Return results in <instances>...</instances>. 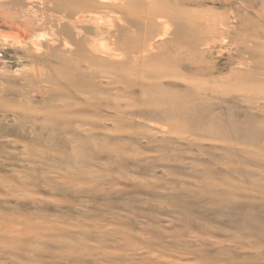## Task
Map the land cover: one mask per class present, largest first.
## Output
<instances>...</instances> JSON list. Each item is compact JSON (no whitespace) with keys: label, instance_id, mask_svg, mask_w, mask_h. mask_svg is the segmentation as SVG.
<instances>
[{"label":"rangeland","instance_id":"rangeland-1","mask_svg":"<svg viewBox=\"0 0 264 264\" xmlns=\"http://www.w3.org/2000/svg\"><path fill=\"white\" fill-rule=\"evenodd\" d=\"M0 264H264V0H0Z\"/></svg>","mask_w":264,"mask_h":264},{"label":"bare ground","instance_id":"bare-ground-1","mask_svg":"<svg viewBox=\"0 0 264 264\" xmlns=\"http://www.w3.org/2000/svg\"><path fill=\"white\" fill-rule=\"evenodd\" d=\"M28 8H29V7H28ZM80 15H81V14H80ZM80 15L77 16L76 21L78 20V17H80ZM93 16H94V15H93ZM98 17H99V16H98ZM94 18H95V16H94ZM80 19H81V18H80ZM98 19H99L100 21H104V16L100 15V17L97 18V21H98ZM95 20H96V19H95ZM80 21H82V20H80ZM78 22H79V21H78ZM104 22H105V21H104ZM95 23H96V21H95ZM99 23H100V22H99ZM11 26H12V25H11ZM100 26H101V25H100ZM166 26L169 27L168 25H166ZM169 28H170V27H169ZM167 29H168V28H167ZM51 30H52V29H51ZM53 30H54V29H53ZM97 30H98V29H97ZM77 31H78V30H77ZM98 31H99V30H98ZM164 31H165V30H164ZM26 32H27V31H26ZM24 33H25V32H24ZM35 33H36V32H35ZM77 33H80V32H77ZM77 33H76V36L78 35ZM19 34H20V33H19ZM26 34H27V33H26ZM80 34H82V33H80ZM21 35H22V34H21ZM27 35H28V34H27ZM33 35H36L35 37H37V34H33ZM33 35H32V36H33ZM41 36H43V35H41ZM41 36H40V37H41ZM8 37H9V36H8ZM12 37H14V36H12ZM12 37L10 36V40H11V39L13 40ZM21 37H22V36H21ZM161 37H162V36H161ZM14 38H15V37H14ZM27 38H28V37H27ZM33 38H34V36H33ZM31 39H32V37H31ZM34 39H35V38H34ZM17 40H18V39H17ZM13 41H14V40H13ZM97 41L100 43V40H97ZM102 41H104V40H102ZM102 41H101V42H102ZM37 42H38V41H37ZM51 42H52V41H51ZM105 42H106V41H105ZM105 42H104V43H105ZM26 43H27V42H26ZM33 43H34V42H33ZM52 43H53V42H52ZM105 44H106V43H105ZM24 45H25V44H24ZM101 45H102V44H101ZM36 46H37V45H36ZM36 46H35V47H36ZM35 47H34V48H35ZM102 47H103V45H102ZM104 47H105V45H104ZM23 48H24V47H23ZM63 48H64V47H63ZM97 48H98V47H97ZM101 49H102V48H101ZM106 50H107V49H106ZM64 51H65V50H64ZM101 51H102V50H101ZM101 51H99V52L101 53ZM103 51H104V49H103ZM160 128H161V126H160Z\"/></svg>","mask_w":264,"mask_h":264}]
</instances>
